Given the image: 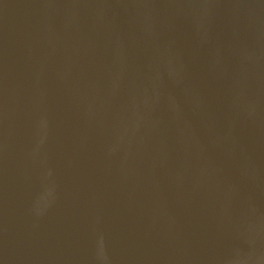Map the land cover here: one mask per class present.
Here are the masks:
<instances>
[{
	"label": "water",
	"instance_id": "95a60500",
	"mask_svg": "<svg viewBox=\"0 0 264 264\" xmlns=\"http://www.w3.org/2000/svg\"><path fill=\"white\" fill-rule=\"evenodd\" d=\"M0 264H264V0H0Z\"/></svg>",
	"mask_w": 264,
	"mask_h": 264
}]
</instances>
